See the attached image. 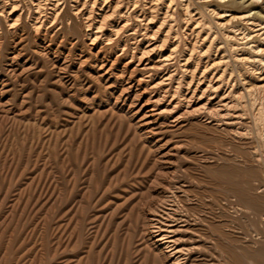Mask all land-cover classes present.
I'll list each match as a JSON object with an SVG mask.
<instances>
[{
	"label": "rangeland",
	"instance_id": "obj_1",
	"mask_svg": "<svg viewBox=\"0 0 264 264\" xmlns=\"http://www.w3.org/2000/svg\"><path fill=\"white\" fill-rule=\"evenodd\" d=\"M66 2L47 32L27 15L21 32L0 27V264H165L145 233L163 204L193 225L197 264H264L263 98L245 141L146 125L148 95L114 80L126 60L94 69L99 47ZM245 9L264 20V2Z\"/></svg>",
	"mask_w": 264,
	"mask_h": 264
},
{
	"label": "bare ground",
	"instance_id": "obj_2",
	"mask_svg": "<svg viewBox=\"0 0 264 264\" xmlns=\"http://www.w3.org/2000/svg\"><path fill=\"white\" fill-rule=\"evenodd\" d=\"M69 1L72 16L85 29L89 50L99 47L93 68L113 74L114 64L125 59L114 80L128 85L126 95L132 87L138 99L148 95L138 109L150 107L143 115L146 125H153V118L175 128L196 122L245 141L252 127L247 105L254 97L263 98L260 104H250L254 121L264 114V20L258 11L245 9L264 0H246L247 6L230 0ZM66 3L0 0V27L4 24L10 34L21 32L20 22L27 15L34 34L47 32L62 23ZM112 55L115 60L109 66ZM232 65L241 74L235 75ZM252 157L260 162L262 154L255 151ZM175 206L163 204L149 215L148 241L165 264H197L191 258L199 247L186 238L195 230Z\"/></svg>",
	"mask_w": 264,
	"mask_h": 264
}]
</instances>
